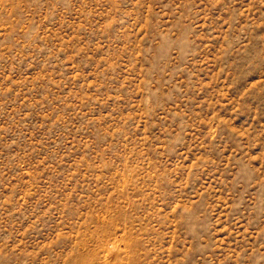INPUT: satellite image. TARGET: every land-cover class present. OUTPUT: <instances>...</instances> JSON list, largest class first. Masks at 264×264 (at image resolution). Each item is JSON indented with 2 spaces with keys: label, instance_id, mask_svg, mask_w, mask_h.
<instances>
[{
  "label": "rangeland",
  "instance_id": "1",
  "mask_svg": "<svg viewBox=\"0 0 264 264\" xmlns=\"http://www.w3.org/2000/svg\"><path fill=\"white\" fill-rule=\"evenodd\" d=\"M0 264H264V0H0Z\"/></svg>",
  "mask_w": 264,
  "mask_h": 264
}]
</instances>
